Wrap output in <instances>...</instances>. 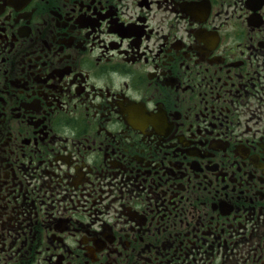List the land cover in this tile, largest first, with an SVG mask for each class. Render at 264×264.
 <instances>
[{
	"label": "flooded vegetation",
	"instance_id": "af4514ba",
	"mask_svg": "<svg viewBox=\"0 0 264 264\" xmlns=\"http://www.w3.org/2000/svg\"><path fill=\"white\" fill-rule=\"evenodd\" d=\"M0 264H264V0H0Z\"/></svg>",
	"mask_w": 264,
	"mask_h": 264
}]
</instances>
